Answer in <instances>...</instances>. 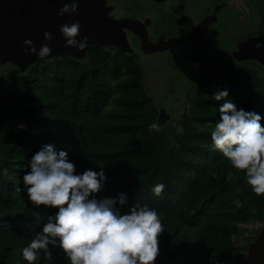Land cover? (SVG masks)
<instances>
[{"label": "trees", "instance_id": "1", "mask_svg": "<svg viewBox=\"0 0 264 264\" xmlns=\"http://www.w3.org/2000/svg\"><path fill=\"white\" fill-rule=\"evenodd\" d=\"M218 78L200 80L197 96L150 132L159 109L143 83L135 55L92 47L86 59L65 52L39 60L25 72L0 67L7 100L0 106V264H26L20 249L55 209L33 207L22 187V166L43 144L68 152L76 171L104 168V196L120 191L129 203L154 207L165 225L155 264H241L246 239L241 225L264 216V195H254L243 173L233 171L211 147L210 132L220 102L210 99L227 85L237 107L264 116V74L220 68ZM264 123V121H262ZM23 125V127H22ZM166 187L151 195L154 183ZM127 211V207L123 209ZM35 264H67L49 246Z\"/></svg>", "mask_w": 264, "mask_h": 264}, {"label": "clouds", "instance_id": "2", "mask_svg": "<svg viewBox=\"0 0 264 264\" xmlns=\"http://www.w3.org/2000/svg\"><path fill=\"white\" fill-rule=\"evenodd\" d=\"M77 8L76 0H71L57 14H73ZM59 31L66 47L77 51L88 48V37L80 36L79 21L62 23ZM43 36L44 42L38 49L32 40L25 39V53L48 57L53 34L46 30ZM210 99L220 102L210 141L212 149L228 161L226 179H232V169L240 171L251 192L264 195V116L238 108L227 85H217ZM147 128L150 132L161 131L156 123L148 124ZM21 172L29 204L55 209L43 218L39 230L20 249V259L26 264H35L41 254L50 259L49 246L59 248L67 264H155L158 235L165 227L157 210L139 200L129 203L124 191L98 198L97 193L107 181L103 167L77 172L67 151L56 150L54 144L47 143L27 159ZM7 174V168H0V176ZM165 187L158 182L149 191L160 197ZM125 206L127 211L123 210Z\"/></svg>", "mask_w": 264, "mask_h": 264}, {"label": "flooded vegetation", "instance_id": "3", "mask_svg": "<svg viewBox=\"0 0 264 264\" xmlns=\"http://www.w3.org/2000/svg\"><path fill=\"white\" fill-rule=\"evenodd\" d=\"M100 1L114 7L109 14L112 18L137 20L136 32L125 29L134 50L131 55L141 61L147 93L151 96L152 88L159 89L153 90L159 100L157 107L159 111L165 108L171 117L172 111L180 107L184 111L187 100L197 96L199 85L191 98L185 75L200 71L202 79L197 83L204 77L218 78V70H212L213 64L264 74V0ZM141 34L148 38V53L142 51ZM159 60L162 66L173 69L163 83L155 79L161 78L156 75ZM9 64H3L0 58V67ZM146 71L151 77L145 76ZM244 225H248L242 228L248 229V233L243 231L246 239L241 242L246 252L241 264H248L249 246L259 235L264 239V216Z\"/></svg>", "mask_w": 264, "mask_h": 264}, {"label": "water", "instance_id": "4", "mask_svg": "<svg viewBox=\"0 0 264 264\" xmlns=\"http://www.w3.org/2000/svg\"><path fill=\"white\" fill-rule=\"evenodd\" d=\"M71 0H3L0 2V58L3 64H15L21 72H25L39 60H45L65 52L76 59H86L92 47H104L109 50L120 48L133 54V47L128 39L127 30L134 31L137 20L124 18L116 20L109 16L113 6L100 0H76L77 12L59 16L58 9ZM80 22V36H87L89 46L84 51L66 47L59 31L62 23ZM50 31L53 39L50 42L52 52L48 57L38 58L35 53H25V39L32 40L38 49L44 42L43 33ZM136 32V31H134ZM141 48L148 53V38L141 34ZM80 37H78L79 39ZM7 100L5 85L0 82V106ZM171 115L165 108L159 111L157 124L162 128L170 120ZM264 261V239L261 235L248 248V264H262Z\"/></svg>", "mask_w": 264, "mask_h": 264}, {"label": "rangeland", "instance_id": "5", "mask_svg": "<svg viewBox=\"0 0 264 264\" xmlns=\"http://www.w3.org/2000/svg\"><path fill=\"white\" fill-rule=\"evenodd\" d=\"M220 47V46H219ZM140 59V58H139ZM153 61H155V62H157L158 61V58H153L152 59ZM139 62H141V61H139ZM145 66V65H144ZM158 66V65H157ZM156 66V69H157V73H156V75H159V77H161V78H158V77H155V79H156V81L157 82H160V83H163L164 82V80L165 79H168V77H169V74H170V72L173 70H171L169 67H165V66H162L161 65V63H160V60H159V66L157 67ZM221 65H219V64H213V66H212V70H220V67ZM146 73V77H148L149 78V76L151 77V74H148V72L146 71L145 72ZM189 73H191V72H189ZM201 72L200 71H196V73L195 74H189V75H185V79H184V81H186V83H187V85H186V87L188 88V90H190V92H191V94H190V97L191 98H194L195 97V95H196V89H197V85H199V81H198V83L196 82L197 80H199V79H202L201 78ZM200 76V77H199ZM163 80V81H162ZM145 79H143V83L145 84V86H146V83H145ZM169 84V83H168ZM172 85V84H171ZM153 90L155 91V90H159V89H155V88H152V90H151V97L155 100V102L157 101L158 103H159V100L153 95ZM158 97V96H157ZM157 99V100H156ZM178 101V100H177ZM182 112V107H180L179 109H177V110H174V111H172V113H173V115H172V118L173 117H177L180 113ZM104 191L103 190H101L100 191V195L101 196H104ZM246 224V223H245ZM248 224V223H247ZM244 226V227H243ZM245 226H248V225H241V227L242 228H245ZM248 228V227H247ZM243 231H245V233H248V229L247 230H244L243 229Z\"/></svg>", "mask_w": 264, "mask_h": 264}]
</instances>
